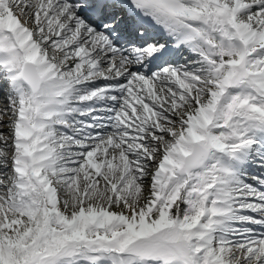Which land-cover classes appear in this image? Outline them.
<instances>
[{
    "label": "snow or ice",
    "instance_id": "obj_1",
    "mask_svg": "<svg viewBox=\"0 0 264 264\" xmlns=\"http://www.w3.org/2000/svg\"><path fill=\"white\" fill-rule=\"evenodd\" d=\"M0 264H264V0H0Z\"/></svg>",
    "mask_w": 264,
    "mask_h": 264
}]
</instances>
